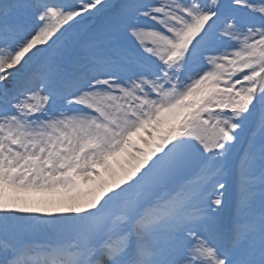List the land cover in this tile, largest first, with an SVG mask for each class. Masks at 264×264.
Listing matches in <instances>:
<instances>
[{
    "label": "snow or ice",
    "instance_id": "obj_1",
    "mask_svg": "<svg viewBox=\"0 0 264 264\" xmlns=\"http://www.w3.org/2000/svg\"><path fill=\"white\" fill-rule=\"evenodd\" d=\"M0 264H264V0H0Z\"/></svg>",
    "mask_w": 264,
    "mask_h": 264
}]
</instances>
